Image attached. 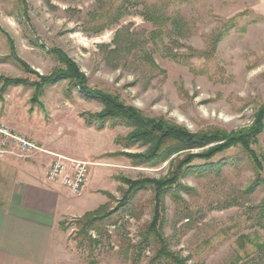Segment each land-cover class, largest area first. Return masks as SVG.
<instances>
[{
  "label": "rangeland",
  "instance_id": "1",
  "mask_svg": "<svg viewBox=\"0 0 264 264\" xmlns=\"http://www.w3.org/2000/svg\"><path fill=\"white\" fill-rule=\"evenodd\" d=\"M62 57L85 88L115 96L145 117L191 132L238 131L264 106V0H0V127L38 147L0 153V199L17 180L49 184L43 169L62 155L90 163L87 201L110 210L127 188L120 177H166L184 155L212 144L136 162L132 155L148 144L125 146L131 128L121 123L88 125L83 114L103 105L82 94V85L69 77L44 83L63 67ZM261 123L250 147L264 159V116ZM188 166L161 197L168 248L187 264H264L258 248L264 227L255 225L264 165L255 167L235 145ZM153 194L149 187L133 192L98 226L100 237L89 230L98 239L91 246L75 234L80 217L65 219L64 261L130 264L125 251L129 246L131 253L152 218ZM153 250V244L142 250L140 264Z\"/></svg>",
  "mask_w": 264,
  "mask_h": 264
},
{
  "label": "trees",
  "instance_id": "2",
  "mask_svg": "<svg viewBox=\"0 0 264 264\" xmlns=\"http://www.w3.org/2000/svg\"><path fill=\"white\" fill-rule=\"evenodd\" d=\"M63 67L55 72V74L49 78H43L44 83L51 82L56 78H70L74 84L82 85L81 92L90 98H96L103 105V109L98 113H85L83 118L88 125H95L98 128L104 126L105 122L111 124H124L131 128V131L123 138L125 146L134 143L148 144V149L144 153H138L132 155L136 162H157L165 161L172 154L179 153L185 150H193L197 148H203L205 146L211 147L208 149L197 152L188 153L184 155L177 163H173V169L169 174L163 178H141V179H128L120 177V180L127 185V188L122 190L121 198L118 200L116 207L107 210L105 205H101L90 211L85 212L77 221L79 225L77 235L82 236V240H85L91 246L98 242V239H94L88 234L89 230H94L98 237L101 236V231L98 226L104 219L110 218V216L116 212L120 207H123L128 202L133 192L149 187L153 194L154 209L150 222L144 227L141 232L140 240L137 244L131 247V253L127 254L129 246L125 251L126 258L130 261V264H140L142 250L153 244L154 250L152 256L146 261V264H187L185 258H181L175 252L168 248L166 239L161 232L160 221V206L161 197L163 193L172 185L176 184L178 177L182 173V170L188 166L195 158H201L204 160L210 159L214 154L229 148L230 146L239 145L244 152L251 157L253 164L257 168H262L263 157H258L254 151H252L250 145L252 143V137L261 130V120L264 116V106L259 109L256 115V119L253 124L245 129L238 131L226 132L224 130H209L191 132L182 125L175 122L165 120L164 118H149L141 114V112L133 106L126 105L120 101L117 97L106 94L104 92L95 91L85 88L83 79L79 75L74 64L69 60L61 58ZM5 84L14 83L12 79H5ZM43 83V84H44ZM210 166V164H208ZM186 166V167H185ZM259 179L257 178V181ZM263 179H261L262 181ZM258 182L253 183L254 185ZM252 184V185H253ZM254 187V186H253ZM111 196L109 192H103ZM259 212L257 213L255 225L264 227V201L259 205ZM61 228H64V222L60 223ZM241 238H243L241 236ZM258 248H264V242L258 244ZM94 261H90L93 263Z\"/></svg>",
  "mask_w": 264,
  "mask_h": 264
},
{
  "label": "crops",
  "instance_id": "3",
  "mask_svg": "<svg viewBox=\"0 0 264 264\" xmlns=\"http://www.w3.org/2000/svg\"><path fill=\"white\" fill-rule=\"evenodd\" d=\"M62 188L30 177L17 180L0 199V264H72L62 258L66 249L60 243L65 239L60 223L93 207L87 186L82 196Z\"/></svg>",
  "mask_w": 264,
  "mask_h": 264
},
{
  "label": "built area",
  "instance_id": "4",
  "mask_svg": "<svg viewBox=\"0 0 264 264\" xmlns=\"http://www.w3.org/2000/svg\"><path fill=\"white\" fill-rule=\"evenodd\" d=\"M2 135L0 153L18 150L22 153L38 149L35 143L21 134L12 133L5 127H0ZM8 148V149H7ZM90 177V163L76 158L56 155L46 166L43 178L49 185H60L71 195H80Z\"/></svg>",
  "mask_w": 264,
  "mask_h": 264
}]
</instances>
